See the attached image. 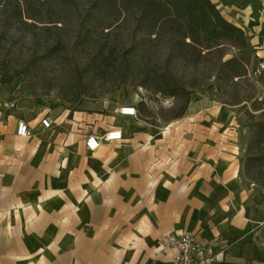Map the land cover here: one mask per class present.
I'll use <instances>...</instances> for the list:
<instances>
[{"label": "crops", "instance_id": "1", "mask_svg": "<svg viewBox=\"0 0 264 264\" xmlns=\"http://www.w3.org/2000/svg\"><path fill=\"white\" fill-rule=\"evenodd\" d=\"M256 2L257 18L251 3L225 7L223 17L253 28L264 54V0ZM233 11L243 20L232 21ZM199 119L131 131V117L120 116L94 130L80 115L76 132L40 121L23 138L22 120L0 106V264H172L162 240L185 233L219 264H264V192L242 184L239 150L226 145L233 133L218 124L202 130ZM112 129L120 142L86 149L88 135Z\"/></svg>", "mask_w": 264, "mask_h": 264}, {"label": "rangeland", "instance_id": "2", "mask_svg": "<svg viewBox=\"0 0 264 264\" xmlns=\"http://www.w3.org/2000/svg\"><path fill=\"white\" fill-rule=\"evenodd\" d=\"M25 1L32 7L27 9ZM249 3L257 18L256 0L215 5L223 16L225 7L246 9ZM1 4L0 74L19 78L6 86L0 77V106L17 119L35 124L49 118L52 131L70 133L76 132L75 116L93 119L88 124L95 130L100 121L118 120L124 106L137 110L127 122L131 131L139 124L165 130L200 118L195 123L202 130L218 124L233 133L234 140L226 145L233 143L239 150L241 182L262 191L264 181L254 180L243 169L250 156L253 125L264 122V90L261 79L253 75L258 62L253 28L244 27L248 40L244 49L223 45L204 51L185 44L181 24L150 21L137 3L10 0ZM19 7L27 9L22 21L15 18ZM228 15L237 21L236 11ZM233 59L237 62L225 64ZM185 105L184 116L174 119Z\"/></svg>", "mask_w": 264, "mask_h": 264}, {"label": "trees", "instance_id": "3", "mask_svg": "<svg viewBox=\"0 0 264 264\" xmlns=\"http://www.w3.org/2000/svg\"><path fill=\"white\" fill-rule=\"evenodd\" d=\"M4 1L10 0H0V5ZM124 2L137 3L142 8L144 17L150 21L170 20L181 24L182 37L185 44L190 47L204 51H211L223 45H231L240 49L248 47L244 30L227 21L211 0H124ZM24 5L27 9L32 7V4L27 1ZM27 9L19 7L15 18L22 21L24 15H27ZM34 21L39 22L40 20ZM187 39H189L188 43ZM234 62L237 60H229L225 64L229 65ZM0 77L1 84L9 86L19 78V75L7 78L0 74ZM185 112L186 105L181 108L174 119L182 118ZM251 135L250 156L243 169L254 180L264 181V122H256ZM262 191L264 192V188Z\"/></svg>", "mask_w": 264, "mask_h": 264}, {"label": "built area", "instance_id": "4", "mask_svg": "<svg viewBox=\"0 0 264 264\" xmlns=\"http://www.w3.org/2000/svg\"><path fill=\"white\" fill-rule=\"evenodd\" d=\"M258 58L257 65L253 75L256 79H261V86L264 90V54L256 53ZM119 115L134 118L137 116V110L134 106H124L119 110ZM41 125L45 129L52 128V122L49 118H43ZM19 137H29L31 135L30 127L25 121H20L17 127ZM123 139V133L120 130L112 129L104 136L90 134L85 138L86 149L94 153L102 144L111 142H120ZM162 248L174 252L172 264H219L218 256L212 254L211 250L205 246L197 236L193 234H181L178 236H166L162 240Z\"/></svg>", "mask_w": 264, "mask_h": 264}]
</instances>
